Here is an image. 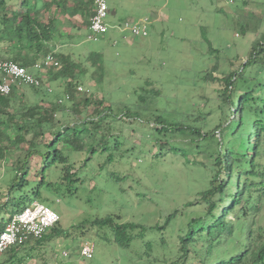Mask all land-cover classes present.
I'll return each mask as SVG.
<instances>
[{
  "label": "rangeland",
  "instance_id": "obj_1",
  "mask_svg": "<svg viewBox=\"0 0 264 264\" xmlns=\"http://www.w3.org/2000/svg\"><path fill=\"white\" fill-rule=\"evenodd\" d=\"M108 3L112 13L107 20L111 24L148 18L149 35L128 33L124 37L122 32L110 29L98 40H90L88 27L74 28L66 19L61 26V35L55 38L59 50L82 60L92 52L102 53V80L96 79L89 60L88 70L78 81L91 89L93 99L104 98L117 119L104 140L102 134L97 136L93 149L87 145L84 151L71 155V178L63 179L58 169L52 179L48 178L51 185H41L43 195L49 197L42 202L59 213L62 228L70 233L46 242L41 247L46 257L30 260L31 264H170L177 260L181 238L205 207L194 203L198 193L209 185L211 169L203 162L216 144L205 140L199 146L182 136L172 139L170 133L152 128L153 122L156 115L169 123L196 113L200 120L206 118V130L226 124L233 115L218 98L219 83L206 75L215 68L219 76L239 69L264 33V0ZM74 18L79 23L84 21L81 14ZM247 71L254 73L255 68ZM34 72L53 90L48 93L23 86L18 90L22 95L19 102L22 98L48 104L56 95L65 97L64 81H53L47 68ZM151 88L158 93L147 97L145 104L140 94H152ZM76 94L79 99L83 97ZM65 104L68 108L59 111L57 118L71 123L76 114L70 101ZM129 109L135 113L131 117L126 114ZM81 111L83 118L90 115V107L84 106ZM8 166L0 163L2 193L7 192L14 174ZM18 195L15 190L10 203L0 210V228L16 208L12 202ZM1 196L0 204H4ZM109 214L120 216L121 222L140 225L132 231L129 245L114 242L112 232L105 227L96 233L93 227L82 224ZM170 214L175 216L167 222ZM258 224L255 222L254 229ZM86 240L95 243L93 258L80 254V245ZM229 244L224 242L219 247L225 249ZM190 255L194 257L191 264L202 263V257Z\"/></svg>",
  "mask_w": 264,
  "mask_h": 264
},
{
  "label": "trees",
  "instance_id": "obj_2",
  "mask_svg": "<svg viewBox=\"0 0 264 264\" xmlns=\"http://www.w3.org/2000/svg\"><path fill=\"white\" fill-rule=\"evenodd\" d=\"M76 3L70 0H0V58L12 59L34 72L39 70L35 65L42 57L54 54L60 66L48 67L49 75L53 81H64L69 95L64 102H59L60 95H56L48 104L22 98V102L18 101L22 96L18 90L23 86L49 93L50 86L44 81L42 87L23 85L15 87L10 94L0 93V163H7L14 172L7 192L0 190L5 199L0 210L10 203L15 190L19 195L13 197L16 201L12 204L16 208L11 213L33 200L49 201L41 185H51L48 178L52 179L58 169L62 170L63 179L71 178V155L84 151L87 145L93 149L97 136L102 134L104 140L117 119L104 98L93 99L91 93L77 91L81 84L79 77L88 70L89 60L96 79L102 80V53L92 52L84 60L76 59L59 50L55 42L66 20L74 28L89 27L95 0H76ZM77 14L82 15V23L75 20ZM252 66L254 73L247 71ZM217 70L207 73L206 78L220 85L218 98L233 115L226 124L206 130V118L200 120L192 113L169 123L156 115L152 125L158 131L170 133L172 139L182 136L199 146H203L201 142L205 140L216 144L203 162L211 169L209 185L198 193L199 198L194 203H202L205 207L193 218L189 233L181 238L180 257L170 264H191L194 258L191 253L202 257L201 264H264V33L239 69L223 72L221 76L216 74ZM146 84L150 85L151 81ZM151 90L152 94H140L143 103L146 104L147 97L158 93L154 88ZM76 93H82L83 97L79 99ZM67 101L71 102L76 119L62 123L57 115L68 108ZM84 106L90 107V115L83 118L81 109ZM126 114L131 117L135 113L129 109ZM174 216L170 214L166 221ZM60 220L43 237L8 247L0 256V264H31L30 260L45 258L41 247L55 237L70 233L64 231ZM257 221L258 227L254 229ZM85 223L82 224L93 227L96 233L103 227L110 230L113 241L119 245H129L132 231L140 228L138 223L121 222L120 216L111 214ZM224 242L230 243L229 246L220 248L219 244Z\"/></svg>",
  "mask_w": 264,
  "mask_h": 264
},
{
  "label": "built area",
  "instance_id": "obj_3",
  "mask_svg": "<svg viewBox=\"0 0 264 264\" xmlns=\"http://www.w3.org/2000/svg\"><path fill=\"white\" fill-rule=\"evenodd\" d=\"M110 16L108 0H95V12L91 17L89 24L88 39L98 40L100 36L105 35L110 29H115L124 34L130 33L134 36H148L149 24L148 18H139L136 21L125 20L123 22L111 24L107 19ZM117 41H115L116 43ZM60 61L54 54H47L40 59L36 69H45L48 67H59ZM30 85L42 87L43 80L28 67L12 60L0 58V93L10 94L15 87ZM52 92V88H48ZM79 92H91L90 88L82 84L77 86ZM69 95L60 98L59 102H64ZM59 213L51 206L39 200H33L22 209L13 211L4 228L0 230V256L10 246L26 243L31 238H41L43 235L60 220ZM80 254L87 258H93L95 253V243L86 240L80 245ZM67 254V252H64Z\"/></svg>",
  "mask_w": 264,
  "mask_h": 264
},
{
  "label": "crops",
  "instance_id": "obj_4",
  "mask_svg": "<svg viewBox=\"0 0 264 264\" xmlns=\"http://www.w3.org/2000/svg\"><path fill=\"white\" fill-rule=\"evenodd\" d=\"M111 13H112V12H111V10H110V15H111ZM4 226H5V224L3 225V228H4Z\"/></svg>",
  "mask_w": 264,
  "mask_h": 264
}]
</instances>
